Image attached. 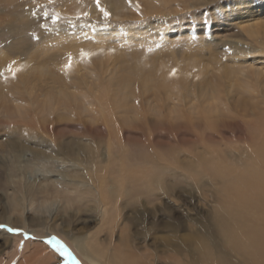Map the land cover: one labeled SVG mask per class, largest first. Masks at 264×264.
<instances>
[{"label": "rangeland", "instance_id": "374dc122", "mask_svg": "<svg viewBox=\"0 0 264 264\" xmlns=\"http://www.w3.org/2000/svg\"><path fill=\"white\" fill-rule=\"evenodd\" d=\"M232 1L131 0L129 3V0H100L101 7L110 14L105 21L95 0H0L2 83L8 77L11 79L6 69L13 61L22 68L28 62L35 66L49 65L41 86H36L39 94L33 95L35 101L31 109L25 108L15 116L0 113V215H5L0 216V225L4 226L0 228V264H6L9 259V264H99L101 259L102 264H117L116 246L122 245L120 235L126 230L133 233L131 240L136 252H151L152 264H170L173 247H166L160 239L154 240V236L167 234L163 226L168 221L176 223L174 236L194 235V245L200 241V237L195 238L197 224L224 225V256H212L214 262L245 264L240 260L242 251L239 249L248 236L249 239L255 236L252 227L264 225V216L258 215L263 219L256 221L250 219V212L237 207L240 192L252 197L258 189V193L264 195V34L249 33L253 27L264 25V13L259 15L257 9L250 8L264 4V0H248L252 6L247 5L235 15L229 10L230 4L236 5ZM83 13L88 15L83 16ZM72 40L82 48L60 50L73 43ZM81 50L96 55L81 61ZM68 55L74 58L73 67L65 72L62 66ZM113 61L123 68L118 75H128V93L112 87L113 95L106 93L108 89L103 84L107 67ZM78 64L79 70L75 69ZM173 68L177 69V75L169 77ZM186 68L188 72H184ZM224 72L233 77L237 75L236 86L229 78L224 79ZM55 75L62 79L52 81ZM91 82L98 88L95 95L89 88L91 94L85 89ZM207 82L215 89L209 110L203 109L206 102L199 101L196 93L198 83L204 88ZM48 83L53 87L61 83L70 93L80 92L76 94L78 103L69 102L63 109L44 105L41 90L47 91L49 88L44 85ZM1 89L3 87L0 93ZM185 89L188 93L183 91ZM172 92L185 95L189 101H175L173 105ZM126 97L134 100L131 109L125 110L122 101ZM150 98H158L159 107L148 101ZM111 104L115 105L114 109ZM178 129L182 131L178 133ZM174 132L180 136H175ZM107 136L112 142L110 146L116 149L111 159V173L107 169L105 175L112 179L110 182L107 179L106 187L101 184L100 194L107 195L106 201L112 208L111 219L104 223L97 207L92 208L87 200L90 191L86 183L91 180L94 183L99 168L106 164ZM96 146L100 148L99 156L94 153ZM81 153L94 154L93 162H96L92 167L76 160L82 157ZM148 163H152V167ZM135 168L143 169L142 174L134 177L131 172ZM93 169L97 172H92ZM77 173L81 176L73 178ZM129 179L137 180L140 187L137 194L131 189ZM83 183L84 191L80 190ZM219 193L224 199L219 198L222 197ZM7 200L11 202L9 205ZM132 207L140 212L135 214ZM9 224L10 229L19 231H9L6 228ZM153 224L159 231L153 229ZM142 231L146 236L143 237ZM107 233H111V240ZM94 234L99 243L96 238L90 240ZM57 242L67 248L68 255L57 251ZM74 242L78 243V248H84L83 253L90 252L89 248L97 251L83 257ZM21 253L23 256L19 255ZM13 257L18 263L11 260ZM246 260L250 263L248 257ZM174 262L181 264L182 261Z\"/></svg>", "mask_w": 264, "mask_h": 264}, {"label": "bare ground", "instance_id": "6f19581e", "mask_svg": "<svg viewBox=\"0 0 264 264\" xmlns=\"http://www.w3.org/2000/svg\"><path fill=\"white\" fill-rule=\"evenodd\" d=\"M235 2V6H238V7H233V6H231V4L229 5V10H231V12L230 13H232V14H236L237 12H241V11H243L244 9H245V7L247 6V5H251V4H249V1L248 0H233L231 3L233 4ZM250 3H253L252 1H250ZM227 4H228V2H227ZM234 5V4H233ZM228 6V5H227ZM248 6V7H249ZM252 6V5H251ZM250 8H254V9H257V14H263L264 13V4H258V5H256V6H252V7H250ZM248 9V8H247ZM253 9V10H254ZM246 12H247V10H246ZM256 13V12H255ZM247 15H245V17H246ZM237 17V16H236ZM259 28V29H258ZM258 32H263V34H264V25H262V24H260V25H258L257 27H253L252 29H250V31H249V33L251 34V33H258ZM253 35H255V34H253ZM95 38V37H94ZM73 41V40H72ZM59 48V47H58ZM61 49L60 50H62L63 48H67V49H69V48H74L75 50H78L79 48H82V45L81 44H75V41H73V43H71V44H69V45H66L65 47H60ZM77 52L78 51H76L75 53L77 54ZM44 53V52H43ZM46 58H48V57H46ZM46 58H45V60H46ZM42 59V58H41ZM27 62V61H26ZM78 62V61H77ZM117 61H113L111 64H109V66L107 67V71H106V75H105V77H107L106 78V81H105V83L103 84L108 90H107V92L106 93H108V95H110V94H112L113 95V91H112V89L113 88H117V89H119L120 91H122L123 89H125V91L126 90H128V88H127V86H129L130 84L128 83V75H122V76H120V75H118L121 71H122V69L123 68H121V67H119L118 65H117V63H116ZM196 62V61H195ZM195 62H193L194 64H195ZM199 62V61H198ZM198 62H196V63H198ZM245 62V61H244ZM90 63V62H89ZM29 64V65H28ZM31 64V65H30ZM41 64V63H40ZM40 64H38L37 66H35V65H32V63H30V62H28L27 64H26V66H23V68H22V71L20 72V73H18L17 74V76H16V78L15 79H13V78H11V79H9L10 77H8V78H6L5 79V81L2 83V81H1V79H0V88H2L3 87V89H1V93H0V113L3 115V116H8V115H10V113H11V115H16L17 113H19V112H23V110L25 109V108H29V109H31L30 108V106H31V104L33 103V95L36 97V94L38 93L36 90H38V89H36V86L37 85H39V86H41V84H42V81H44V77L46 76V74H47V72L49 71V70H47V67L49 66V65H46L45 67H44V65H40ZM18 64H17V62H16V66H17ZM78 67L76 68L75 67V69H81L80 68V65L78 64L77 65ZM107 66V65H106ZM193 66V65H192ZM49 68V67H48ZM51 68V67H50ZM7 72V71H6ZM123 72H124V70H123ZM141 72V71H140ZM139 72V76L140 75H142V72L140 73ZM184 72H188V70H187V68L186 69H184ZM255 72V71H254ZM264 72V71H263ZM262 72V73H263ZM45 74V75H44ZM122 74V73H121ZM104 77V78H105ZM224 79H227L228 80V78L230 79V82H231V84L232 85H234V86H236L237 85V82H238V78H236L237 77V75H235L234 77L236 78H234L233 77V75H230V73L228 74V72L227 73H225L224 72ZM4 78V77H3ZM49 78V77H48ZM120 78L122 79V81H120ZM139 78H143V76H141V77H139ZM61 79H62V77H61ZM58 76H56L55 75V79H53L52 81H59V80H61ZM66 79V78H65ZM146 79V78H145ZM46 80H47V78H46ZM51 80V79H50ZM103 80V79H102ZM113 80H114V83H113ZM133 80V79H132ZM160 80V79H159ZM158 80V81H159ZM49 81V80H48ZM145 81V80H144ZM157 81V82H158ZM66 82V81H65ZM120 82V83H119ZM143 82V81H142ZM51 83V82H50ZM50 83H48V84H46V85H44V86H47L49 89L47 90V91H43V90H41V92H43L42 93V96L44 97V100H43V104L44 105H46V106H50V107H55V108H58L59 106L62 108V106H63V108H67L68 106H69V102H73V101H76L77 102V95L76 94H78V95H80V92L79 93H76V92H72V93H70V92H67V89H66V87L63 85V84H58V86L57 87H53V86H51V85H49ZM98 83H101V82H98ZM146 84H147V82H145ZM159 83H161L160 81H159ZM65 84V83H64ZM67 84V83H66ZM96 83H94L93 84V82H91L89 85L87 84L85 87V89H86V92H89L88 91V88L94 93L93 95H95V94H97V90H98V88L97 87H95L96 85H95ZM117 84H121L119 87H118V85ZM230 84V85H231ZM101 85V84H100ZM140 85H142V84H140ZM185 85V84H184ZM203 85V84H202ZM114 86V87H113ZM104 87V88H105ZM111 87H112V89H111ZM250 87H252V86H250ZM263 87V86H262ZM79 88V87H78ZM100 88V87H99ZM139 88V87H138ZM151 88H153V87H151ZM6 89H7V91H6ZM146 89V88H145ZM194 89V88H193ZM105 90V89H104ZM116 90V89H115ZM156 90V89H155ZM155 90H153V91H155ZM77 91V90H76ZM124 91V92H125ZM183 91H186V89L185 90H183ZM6 92L8 93V95L6 94ZM102 92V91H101ZM127 92V91H126ZM125 92V93H126ZM144 92V91H143ZM151 92V91H150ZM90 93V92H89ZM105 93V92H104ZM104 93H103V95H104ZM128 93V92H127ZM130 93V92H129ZM142 93V92H141ZM184 93V92H183ZM186 93H188L187 91H186ZM185 93V94H186ZM199 96H198V98H199V101H204V102H206L205 104H204V106H203V109H206V110H209L210 108H211V102L210 101H214V93H215V89H213V86H212V84L210 83V82H207L206 84H205V86H204V88H203V86H201V84L200 83H198V87H197V92H196ZM39 94V93H38ZM91 94V93H90ZM121 94V93H120ZM11 95V96H10ZM85 95V94H84ZM89 95V94H88ZM108 95H107V97H108ZM122 95V94H121ZM145 95V94H144ZM187 95V94H186ZM263 95V94H262ZM91 96V95H90ZM102 96V95H101ZM119 96V95H118ZM125 96V95H124ZM149 96H151L152 97V95H149ZM157 96V95H156ZM172 96H173V98H172ZM172 96H171V100H172V102H174L173 103V105L175 104V101H189V99L187 100L186 99V96L184 95H181V94H175L174 92H172ZM82 97H83V95H82ZM86 97V96H85ZM103 97V96H102ZM109 97H111V98H113L114 96H109ZM170 97V96H169ZM83 99V98H82ZM94 99V98H93ZM99 99V98H98ZM105 99V98H104ZM114 99V98H113ZM112 99V100H113ZM169 99V98H168ZM118 100V99H117ZM133 100H134V98H133ZM132 100V101H133ZM244 100V99H243ZM35 101V100H34ZM86 101V100H85ZM91 101V100H90ZM103 101V100H102ZM104 101H106V100H104ZM110 101V100H109ZM132 101H131V99H130V97H126V99L125 100H123L122 101V106L124 105V107H125V110L126 109H131V107H132ZM142 101V100H141ZM146 101V100H145ZM148 101H152L153 103H154V106L156 105V107H159L157 104L158 103H156L157 101H158V98L155 100V99H149ZM166 101H168L167 99H166ZM38 102V101H37ZM36 102V103H37ZM111 102V101H110ZM113 102V101H112ZM111 102V103H112ZM152 102H147V104H150V103H152ZM183 102V103H184ZM74 103V102H73ZM78 103V102H77ZM76 103V104H77ZM116 103H117V101H116ZM193 103V102H192ZM251 103V102H250ZM35 104V103H34ZM38 104H40V103H38ZM100 104V103H99ZM104 104V103H103ZM107 104V103H106ZM110 104V103H109ZM118 104V103H117ZM170 104V103H169ZM84 105V104H83ZM96 105V104H95ZM86 106V105H85ZM106 106V105H105ZM111 106L113 107V106H115V105H113V104H111ZM82 108H83V106H81ZM145 107V106H144ZM186 107V106H185ZM197 107V106H196ZM35 108V107H34ZM44 108H46V107H44ZM62 108V109H63ZM85 108V107H84ZM95 108V107H94ZM109 108V107H108ZM170 108H172V107H170ZM188 108V107H187ZM36 109V108H35ZM48 109V108H47ZM50 109V108H49ZM113 109H114V107H113ZM145 109V108H144ZM156 109V108H155ZM174 109V108H173ZM176 109V108H175ZM250 109V108H249ZM258 109V108H257ZM39 110H40V108H39ZM51 110V109H50ZM85 110V109H84ZM107 110V109H106ZM212 110H213V105H212ZM256 110V109H255ZM54 111V110H53ZM88 111V110H87ZM110 111H112V110H110ZM128 111V110H127ZM37 112V111H36ZM51 112H52V110H51ZM50 112V113H51ZM57 112V111H56ZM99 112H100V110H99ZM101 112H102V110H101ZM115 112V111H114ZM123 112V111H122ZM179 112V111H178ZM33 113V112H32ZM49 113V114H50ZM59 114H60V112H58ZM116 113V112H115ZM128 113V112H127ZM126 113V114H127ZM144 113V112H143ZM28 114V113H27ZM34 114V113H33ZM44 114V113H43ZM57 114V113H56ZM66 114V113H65ZM64 114V115H65ZM120 114V113H119ZM129 114V113H128ZM198 114H200V112L198 113ZM202 114V113H201ZM205 115L206 114H208V113H204ZM203 114V115H204ZM38 115V114H37ZM42 115V114H41ZM58 115V114H57ZM117 115V114H116ZM121 115V114H120ZM13 116V117H14ZM23 116H24V114H23ZM26 116H28V115H26ZM106 116V115H105ZM114 116V115H113ZM129 116V115H128ZM181 116H183V115H181ZM259 116V115H258ZM61 117V116H60ZM118 117V116H117ZM116 117V118H117ZM122 117H124V115L122 116ZM126 117V116H125ZM201 117V116H200ZM33 118H35V117H33ZM165 118V117H164ZM185 118H188L187 116H185ZM100 119V118H99ZM114 119V118H113ZM195 119V118H194ZM202 119H203V117H202ZM119 120V119H118ZM166 120V119H165ZM181 120V119H180ZM34 121V120H33ZM32 121V122H33ZM101 121V120H100ZM6 122V121H5ZM45 122V121H44ZM115 122H117V120L115 121ZM114 122V123H115ZM186 122V124L188 125V122L187 121H185ZM28 123V122H27ZM37 123V122H36ZM108 123V122H107ZM170 124V123H169ZM180 124H181V122H180ZM179 124V125H180ZM37 125V124H36ZM178 125V126H179ZM33 126V125H32ZM40 126V125H39ZM178 126H177V128H178ZM181 126V125H180ZM43 127V126H42ZM170 127V126H169ZM34 128V127H33ZM36 128H37V126H36ZM44 128V127H43ZM45 128H47V127H45ZM171 128V127H170ZM38 129H40V128H38ZM49 129V128H48ZM195 129H196V127H195ZM18 130V129H17ZM45 130V129H44ZM171 130V129H170ZM179 130H181V129H178V133H179ZM187 130V129H186ZM40 131V130H39ZM120 131V130H119ZM167 131H169V130H167ZM182 131V130H181ZM170 132H173V131H170ZM176 132V131H175ZM175 132H174V134H175ZM42 133V132H41ZM263 133V132H262ZM261 133V134H262ZM115 134V133H114ZM38 135V134H37ZM41 135V134H40ZM177 135H179V134H177ZM176 134H175V136H177ZM48 136V135H47ZM53 136V135H52ZM110 136V135H109ZM109 136H107L106 138H105V147H106V158H104V159H106L105 160V165L104 166H101L100 168H99V171L98 172H100L99 173V176H98V179L97 180H95L94 181V183H92V180L90 181V182H87L86 184H89V187L91 186L92 188H91V190H90V188L87 186V188L89 189V191H90V193H89V195H88V202H90V205H91V203H92V208H94L95 209V206L97 207V212L99 213V217H100V219L102 220V221H104V223H108L109 222V220L111 219V215H110V211H111V209H110V202L108 201H106V199L108 198L107 197V195H104V196H102V194H100L101 193V184H104L105 185V187H106V183H107V179H108V181L110 182L111 181V177H106L105 175H106V173H107V169H109V174L111 173V167H112V162H111V159H112V157L114 156V149H116V148H114L113 149V147H111L110 146V144L112 143L111 142V140H110V137ZM120 136V135H119ZM180 136V135H179ZM31 137V136H30ZM51 137V136H50ZM47 138V137H46ZM115 138V137H114ZM120 138V137H119ZM181 138V137H180ZM49 139V138H48ZM51 139V138H50ZM142 139V138H141ZM67 140V139H66ZM181 140V139H180ZM39 142V141H38ZM139 142H141V141H139ZM126 143V142H125ZM141 143H143V142H141ZM81 144V143H80ZM158 144V143H157ZM163 144V143H162ZM71 145V144H70ZM112 145V144H111ZM115 145V144H114ZM118 145H120V144H118ZM134 145V144H133ZM141 145V144H140ZM1 146V145H0ZM7 146V145H6ZM58 146V145H57ZM117 146V145H116ZM52 147V146H51ZM127 147H129V146H127ZM126 147V148H127ZM143 147V146H142ZM236 147V146H235ZM13 148V147H12ZM84 148V147H83ZM121 148V147H120ZM126 148H124V149H126ZM141 148V147H140ZM234 148V147H233ZM16 149V148H15ZM21 149V148H20ZM67 149V148H66ZM17 150V149H16ZM131 150V149H130ZM135 150V149H134ZM163 150V149H162ZM220 150V149H219ZM251 150H252V148H251ZM254 150V149H253ZM21 151H22V149H21ZM69 151V150H68ZM99 151H100V148H99V146H96L95 148H94V153H95V155H97V156H99L100 154H99ZM121 151V150H120ZM124 151H126V150H124ZM138 151V150H137ZM140 151V150H139ZM7 152V151H6ZM79 152V151H78ZM116 152V151H115ZM157 152V151H156ZM37 153V152H36ZM55 153V152H54ZM119 153V152H118ZM125 153V152H124ZM146 153V152H145ZM63 154V153H62ZM88 154H90V152H88ZM93 154V153H92ZM122 154H123V152H122ZM137 154V153H136ZM138 154H140V153H138ZM150 154V153H149ZM65 155V154H64ZM81 155H82V157H77V159L76 160H78L79 161V163L80 164H83V163H87V164H89V167H92L93 165H94V162H96L95 160H94V162H93V158H95V157H93L94 156V154L93 155H83L82 153H81ZM191 155V154H190ZM36 156V155H35ZM141 156V155H140ZM60 157V156H59ZM122 157V156H121ZM146 157V156H145ZM62 158V157H61ZM66 158V157H65ZM103 158V157H102ZM141 158V157H140ZM144 158V157H143ZM11 159V158H10ZM12 159H14L13 157H12ZM121 159V158H120ZM139 159V158H138ZM149 159V158H148ZM171 159V158H170ZM67 160V159H66ZM75 160V159H74ZM140 160V159H139ZM136 161H138V160H136ZM135 161V162H136ZM141 161V160H140ZM147 161V160H146ZM152 160H150L149 162H151ZM64 162V161H63ZM66 162V161H65ZM69 162V161H68ZM93 162V163H92ZM98 162V161H97ZM142 162V161H141ZM145 162V161H144ZM158 162V161H157ZM7 163V162H6ZM79 163H77L78 165H79ZM121 163V162H120ZM131 163V162H130ZM123 164V163H122ZM132 164V163H131ZM130 164V165H131ZM158 164V163H157ZM161 164V163H160ZM225 164V163H224ZM98 165H100V164H98ZM121 165V164H120ZM129 165V166H130ZM147 165V164H146ZM145 165V166H146ZM148 165H149V163H148ZM215 165H217V163H215ZM123 166V165H122ZM121 166V167H122ZM133 166V165H132ZM131 166V167H132ZM149 166H151L152 167V163H151V165H149ZM219 166V165H218ZM2 167V166H1ZM99 167V166H98ZM166 167H168V166H166ZM95 168V167H94ZM218 168V167H217ZM77 169V168H76ZM97 169V168H96ZM96 169H93L92 170V172H97L96 171ZM122 169V168H121ZM132 169V168H131ZM146 169V168H145ZM226 169H227V167H226ZM78 170V169H77ZM86 170V169H85ZM118 170V169H117ZM116 170V171H117ZM130 170V169H129ZM142 170L143 169H141V168H135V169H133L132 170V175H134V177L136 176V175H141L142 174ZM165 170V169H164ZM216 170V169H215ZM122 171H124V170H122ZM153 171V170H152ZM154 171H155V169H154ZM161 170H159V172H160ZM89 172V171H88ZM119 172V171H118ZM149 172V171H148ZM226 172V171H225ZM228 172V171H227ZM124 173V172H123ZM130 173V172H129ZM153 173V172H152ZM166 173V172H165ZM164 173V174H165ZM222 173V172H221ZM232 173V172H231ZM89 174V173H88ZM88 174H86V175H88ZM108 174V175H109ZM116 174V173H115ZM121 174H122V172H121ZM125 174V173H124ZM154 175H155V173H153ZM84 175H85V173H84ZM128 175V174H127ZM126 175V176H127ZM130 175V174H129ZM145 175V174H144ZM143 175V176H144ZM146 175H149V174H146ZM157 175V174H156ZM161 175V174H160ZM216 175H218V173H216ZM223 175H225L224 173H223ZM73 176V178H79L80 176H81V174L80 173H77V174H75V175H72ZM89 176V175H88ZM165 176V175H164ZM86 177V176H85ZM130 177V176H129ZM128 177V178H129ZM145 177V176H144ZM156 177H158V176H156ZM163 177V176H162ZM222 177V176H221ZM226 177V176H225ZM229 177V176H228ZM63 178V177H62ZM61 178V179H62ZM131 178V177H130ZM143 178V177H142ZM153 178V177H152ZM151 178V179H152ZM227 178V177H226ZM252 178V177H251ZM65 179V178H64ZM68 179V178H67ZM146 179V178H145ZM159 179H161V178H159ZM224 179V178H223ZM16 180V179H15ZM87 180V179H86ZM147 180V179H146ZM153 180V179H152ZM219 180V179H218ZM227 180V179H226ZM18 181V180H17ZM16 181V182H17ZM23 181V180H22ZM24 181H25V179H24ZM85 181V180H84ZM124 181V180H123ZM129 181H131L130 182V184H131V189L132 190H134V193H136L137 194V192L140 190V187L137 185V180L136 179H134L133 181L132 180H128V182ZM141 181H142V179H141ZM150 181V180H149ZM154 181H156L155 179H154ZM177 181H179V180H177ZM223 181V180H222ZM79 182V181H78ZM118 182V181H117ZM146 182V181H145ZM144 181H143V183H145ZM160 182H162V181H160ZM221 182V181H220ZM224 182H226L225 180H224ZM227 182H230V181H227ZM10 183V182H9ZM19 183V182H18ZM127 183V182H126ZM165 183V182H164ZM166 183H167V181H166ZM171 183V182H170ZM180 183V182H179ZM254 183V182H253ZM11 184V183H10ZM14 184H15V182H14ZM21 184V183H20ZM19 184V185H20ZM25 184V183H24ZM27 184H29V182L27 181ZM127 184H129V183H127ZM16 185H18V184H16ZM33 185V184H32ZM123 185H125V183L123 184ZM153 185V184H152ZM168 185H169V181H168ZM173 185V184H172ZM257 185V184H256ZM83 186H84V183L83 184H81V187L82 188H80V190H82L83 189ZM117 186V185H116ZM129 186V185H128ZM127 186V187H128ZM165 187H166V185H164ZM230 186V185H229ZM253 186V185H252ZM4 187V186H3ZM6 187V186H5ZM170 187V186H169ZM168 187V188H169ZM175 187V186H174ZM228 187V186H227ZM254 187V186H253ZM256 187V186H255ZM11 188V187H10ZM12 188H13V186H12ZM154 188V187H153ZM172 188V187H171ZM229 188V187H228ZM251 188V187H250ZM258 188V187H257ZM109 189H111V187L109 188ZM160 189V188H159ZM173 189V188H172ZM172 189H170L171 191H172ZM249 189V188H248ZM252 189V188H251ZM254 189V188H253ZM262 189V188H261ZM147 191L146 189H143V191ZM227 190H230V189H227ZM17 191V190H16ZM83 191H84V189H83ZM144 191V192H145ZM249 191V190H248ZM252 191V190H251ZM260 192L262 191V190H259ZM44 192V191H43ZM46 192V191H45ZM159 192V191H158ZM161 192V191H160ZM236 192V191H235ZM245 192V191H244ZM51 193V192H50ZM123 193V192H122ZM121 193V194H122ZM163 193V192H162ZM13 194V193H12ZM156 194H157V192H156ZM238 194V193H237ZM261 193H258V189H256L255 190V192L253 193V196L252 197H250L251 195L249 194V195H244L242 192H240L238 195L240 196V198L239 199H237V207H243L242 209L244 210V211H246V212H250V219H254V220H262L263 218H258V215H260L261 217H263L264 215H262V213H264V195H260ZM263 194H264V192H263ZM110 195V194H109ZM124 195V194H123ZM161 195V194H160ZM164 195V194H163ZM172 195V194H171ZM13 196H16V194L15 195H13ZM45 196V195H44ZM115 196V195H114ZM218 196V195H217ZM219 196H222V195H220V193H219ZM21 197V196H20ZM27 197H28V195H27ZM31 197V196H30ZM34 197V196H33ZM46 197V196H45ZM49 197V196H48ZM53 197V196H52ZM145 197V196H144ZM122 198V197H121ZM120 198V199H121ZM216 198V197H215ZM219 198H222V199H224V197L222 196V197H219ZM23 199H24V197H23ZM28 199V198H27ZM50 198H48V200H49ZM118 199V198H117ZM17 200V199H16ZM30 200V199H29ZM47 200V199H46ZM45 200V201H46ZM122 200V199H121ZM131 200H132V197H131ZM136 200V199H135ZM146 200H147V198H146ZM146 200H144V201H146ZM6 201V200H5ZM8 201V205H9V203H11V202H9V200H7ZM27 201V200H26ZM229 201V200H228ZM40 202H42L41 200H40ZM47 202H49V201H47ZM119 202V201H118ZM24 203V202H23ZM235 203V202H234ZM233 203V204H234ZM35 204V203H34ZM120 204V203H119ZM236 204V203H235ZM15 205L13 204V207H14ZM20 206V205H19ZM39 206V208H40V206H41V204L40 205H38ZM42 206H44V204L42 205ZM51 206V205H50ZM119 206V205H118ZM122 206V205H121ZM12 207V208H13ZM124 207V206H123ZM42 208V207H41ZM148 208V207H147ZM25 209V208H24ZM7 210V209H6ZM11 210V209H10ZM9 210V211H10ZM21 210V209H20ZM23 210V209H22ZM27 210V209H26ZM39 210H41V209H39ZM45 210V209H44ZM116 211H118L119 212V210L118 209H116ZM132 211L135 213V214H138L140 211L136 208V207H132ZM3 213H4V211H2ZM11 212H12V210H11ZM37 212V211H36ZM115 212V211H114ZM240 212V211H239ZM6 213V212H5ZM9 213L10 212H8V215H9ZM14 213V212H13ZM12 213V214H13ZM18 213H21V212H19V210H18ZM116 213V212H115ZM147 212H145V214H146ZM25 214V213H24ZM112 214V213H111ZM118 214V213H117ZM4 215V214H3ZM2 215V216H3ZM113 215V214H112ZM1 216V215H0ZM1 216V217H2ZM5 216V215H4ZM12 216V215H11ZM1 217H0V220L2 221V219H1ZM228 217H230V216H228ZM36 218V217H35ZM34 218V219H35ZM246 218V217H245ZM12 219H14L13 217H12ZM33 219V220H34ZM137 219V218H136ZM248 219V218H247ZM15 220V219H14ZM18 220V219H17ZM171 220V219H170ZM116 221V220H115ZM119 221V220H118ZM128 221V223H129V225H131V223H130V220L128 219L127 220ZM233 221V220H232ZM245 221V220H244ZM253 221V220H252ZM7 222V221H6ZM132 222H134V221H132ZM216 222V221H215ZM234 222V221H233ZM242 222V221H241ZM254 222V221H253ZM262 222H263V224H264V220H262ZM3 223V222H2ZM15 223V222H14ZM19 223V222H18ZM25 223V222H24ZM27 223V222H26ZM115 223V222H114ZM243 223V222H242ZM11 224H12V222H11ZM11 224H9V225H7V229H10V226H11ZM21 224V223H20ZM211 224V223H210ZM234 224H236V223H234ZM252 224H254V226H255V222L254 223H252ZM154 225V224H153ZM211 226V225H210ZM208 227V226H206L205 224H202V223H199V224H197V228L195 227L194 228V232L196 231L197 232V234H198V236L197 237H195V238H198V237H200L199 239H200V241H196V243H195V245H194V239H193V236H191V235H185L186 236V238L185 237H182V235H181V237H177V236H174L175 235V230L177 229V226H176V223L174 222V221H168L167 223H166V226H163V230L164 231H166L167 232V234H164V235H160L159 237H156V236H154V240L155 239H160V241L159 242H161L162 244H164L166 247L167 246H169V247H173L172 249H171V252H170V254H169V256L171 257V259L173 260V262L172 263H170V264H175V262L174 261H176V260H178V261H182L181 262V264H216L214 261L215 260H213V258H215L216 256L218 257V258H220V255L222 256H224V243H223V237L222 236H224V225H218L217 223L216 224H214L213 226H211V227ZM21 227V226H20ZM23 227V226H22ZM151 227V226H150ZM154 228L153 229H157L158 230V228H157V226L156 225H154L153 226ZM236 227V226H235ZM24 228V227H23ZM254 228V232L253 233H255V236H252L250 239H249V236H248V238H246V242H244V245L239 249L240 251H242V257L240 258V260L241 261H243V262H245V264H264V225H259V226H255V227H252V229ZM112 229H113V227H112ZM160 229V228H159ZM231 229V228H230ZM251 229V230H252ZM151 230V229H150ZM32 231V230H31ZM40 231V230H39ZM114 231V230H113ZM159 231V230H158ZM192 231V230H191ZM235 231H237L236 230V228H235ZM248 231H250V230H248ZM97 232H99L98 230H97ZM104 233H105V231H103ZM238 232V231H237ZM245 232V231H244ZM103 233V234H104ZM142 235H143V237L144 236H146V233H145V231H142V232H140ZM251 233V232H250ZM252 233V234H253ZM99 234V233H98ZM102 234V235H103ZM138 234V233H137ZM201 234V235H200ZM219 235V238L221 239H219L218 238V235ZM232 234V233H231ZM101 235V236H102ZM107 235H108V239L109 240H111V238H112V235H111V233H107ZM168 235V236H167ZM183 235V236H184ZM10 236H12V235H10ZM87 237V236H86ZM191 237V238H190ZM233 237V236H232ZM231 237V238H232ZM95 238H96V240H97V234H94V235H92V236H90V240H92L93 239V241L95 240ZM101 238V237H100ZM133 238V233L131 232V233H128V231L126 230V232L124 233V234H121L120 235V239H121V246L118 244V246H116V250H115V254H114V257H115V259H116V263L117 264H152V253L151 252H147V253H145V254H140V253H138V252H136V249H135V247H133V244H132V239ZM47 239V238H46ZM84 238H82V240H83ZM86 239V238H85ZM84 239V240H85ZM59 240V239H58ZM99 240H101V239H99ZM102 240H103V238H102ZM108 240V241H109ZM235 240V239H234ZM245 240V239H244ZM50 241V240H49ZM93 241L91 242V243H93ZM85 242H87V241H85ZM97 242H98V240H97ZM100 242V241H99ZM98 242V243H99ZM72 243V242H71ZM88 243V242H87ZM96 243V242H95ZM228 243V242H227ZM29 244V243H28ZM49 244V243H48ZM60 244H61V242H60ZM82 244V243H81ZM137 244V243H136ZM39 245V244H38ZM69 245V244H68ZM71 245V244H70ZM73 245L76 247V249H77V251H78V253H81V255H83V257H85V255H87V256H91L92 254H94V252H96V251H94L92 248H89L88 250H90V252L88 251V253H83V247H80V248H78L77 246H78V243H76V242H74L73 243ZM72 245V246H73ZM91 245V244H90ZM50 246H52V245H50ZM71 246V247H72ZM83 246V245H82ZM104 246V245H103ZM102 246V249L104 248ZM138 246V245H137ZM142 246V245H141ZM235 246V245H234ZM23 248V247H22ZM33 248V247H32ZM83 248V249H82ZM100 248V247H99ZM133 248V249H132ZM139 248V247H138ZM157 248V247H156ZM36 249V248H35ZM75 249V248H74ZM135 249V250H134ZM154 249V248H153ZM253 249V250H252ZM113 250V251H114ZM147 250V249H146ZM145 250V251H146ZM39 251H41V250H39ZM76 251V250H75ZM106 251V250H105ZM104 251V252H105ZM170 251V250H169ZM229 251V250H228ZM100 252V251H99ZM227 252V251H226ZM78 253H77V255H78ZM111 253H112V251H111ZM23 253H21V254H19V255H22ZM97 255H98V252L96 253ZM17 256H18V254H16ZM25 255V254H24ZM101 255V254H100ZM104 255H105V253H104ZM13 256H15V254L13 255ZM16 256V257H17ZM23 256V255H22ZM27 256V255H26ZM26 256H24V259H25V257ZM212 256H213V258H212ZM222 256V257H223ZM94 257H95V255H94ZM99 257V256H98ZM102 257V256H101ZM106 257H108V256H106ZM111 259H113L114 260V258L112 257V256H109ZM108 257V258H109ZM246 257H248V259H249V261H250V263H248L247 262V260H246ZM96 258V257H95ZM109 258V259H110ZM97 260H98V258H96ZM108 260L107 258H104L103 260ZM110 259V260H111ZM223 259V258H222ZM11 260L12 261H14V262H16L15 260V257H13V258H11ZM21 260V259H20ZM45 260V259H44ZM87 260V259H86ZM9 261H10V259H9ZM9 261L6 263V264H9ZM100 261V263H101V261H102V259L101 260H99ZM99 261H97L98 263H99ZM11 262V261H10ZM95 262H96V260H95ZM96 262V263H97ZM217 262V261H216ZM16 263H18V262H16ZM86 263H88L89 264V262H86ZM92 263H93V261H92ZM99 263V264H100ZM2 264H4V263H2ZM10 264H12V263H10ZM102 264V263H101ZM104 264V263H103ZM106 264V263H105ZM115 264V263H114ZM154 264H156L155 262H154ZM219 264V263H218Z\"/></svg>", "mask_w": 264, "mask_h": 264}, {"label": "snow or ice", "instance_id": "6c2138e0", "mask_svg": "<svg viewBox=\"0 0 264 264\" xmlns=\"http://www.w3.org/2000/svg\"><path fill=\"white\" fill-rule=\"evenodd\" d=\"M130 2H131V0H129V3ZM95 4H96V7L101 11L104 20L107 21L108 18H109V15H110L109 12L106 11L103 7H101L100 0H95ZM45 15H47V13H45ZM82 15L83 16H87L88 14L87 13H83ZM79 18L80 17H77V19H79ZM94 55H96V53L89 52V51L81 50L79 52V58H80L81 61L88 60ZM73 60H74L73 56L72 55H68L66 63H64L63 66H62L63 70L65 72H67L70 69H72ZM6 71H7L8 74H10L11 78L15 79L17 74L20 71H22V67L16 66V62L13 61L12 63H9L7 65ZM0 75H3V73H0ZM176 75H177V69H175V68L171 69L170 72H169V77H175ZM2 227H4V226L0 225V228H2ZM9 231H19V229H9ZM57 251H59L60 253H62L64 255H68L67 248L64 245L59 244V242H57Z\"/></svg>", "mask_w": 264, "mask_h": 264}]
</instances>
